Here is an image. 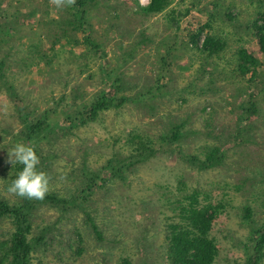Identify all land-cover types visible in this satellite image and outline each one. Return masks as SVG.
<instances>
[{"label": "rangeland", "instance_id": "obj_1", "mask_svg": "<svg viewBox=\"0 0 264 264\" xmlns=\"http://www.w3.org/2000/svg\"><path fill=\"white\" fill-rule=\"evenodd\" d=\"M261 13L264 0H170L157 13L139 0H0V199L31 202V264H166L168 224L194 191L223 205L215 264H244L264 220V60L242 76L236 51L262 57ZM209 25L226 44L213 54L201 48ZM102 96L109 106L87 115ZM42 119L47 129L26 139ZM16 143L33 147L44 196L58 201L6 190ZM213 149L211 168L184 158ZM15 228L0 217V264Z\"/></svg>", "mask_w": 264, "mask_h": 264}, {"label": "trees", "instance_id": "obj_2", "mask_svg": "<svg viewBox=\"0 0 264 264\" xmlns=\"http://www.w3.org/2000/svg\"><path fill=\"white\" fill-rule=\"evenodd\" d=\"M84 2L79 4L84 5ZM169 4L170 0H150L147 6L141 8L145 13H157L164 10ZM259 21H262V24L258 25ZM255 23L257 27L258 48L262 57H259L254 51L244 46L239 47L236 51V68L238 72L242 76L250 75V78L257 77L264 60V13H261L257 17ZM79 24L81 30L86 29L83 23ZM208 28L212 31L210 25ZM202 31L205 32V38L201 47L204 51L212 54L217 53L226 45L224 41L222 43L215 39L213 31L211 33L206 28L202 29ZM191 40L195 46H198L200 39H196L194 36ZM87 41L96 46L89 37H87ZM108 106L105 96H102L92 105L87 106L85 112L87 115H95ZM46 124L43 119L35 123H26V139L32 140L35 134L44 132L48 127ZM178 128L172 132L171 138L173 140H177L180 136ZM184 158L188 162H192L193 165L195 164L200 170L217 166L221 161L217 149H213L204 158L191 155H184ZM21 168L22 165L17 164L14 174L16 175ZM44 198L46 200L58 201L56 197L52 196H44ZM186 198L187 202L179 207L178 216L180 219L168 224L166 264H215L219 248L215 239L210 236V231L213 228L214 221L221 214L223 205L213 202L202 203L199 200L198 191L190 193ZM244 210L245 219L250 220L253 216L252 208L245 206ZM31 211V202L11 204L8 201L0 199V217L4 218L8 216L14 220L16 225L15 231L2 242L3 260L1 264H31V255L35 249L34 240L28 238V233L32 228L30 220ZM245 246L247 253L244 264H262L264 261V220L250 232Z\"/></svg>", "mask_w": 264, "mask_h": 264}, {"label": "clouds", "instance_id": "obj_3", "mask_svg": "<svg viewBox=\"0 0 264 264\" xmlns=\"http://www.w3.org/2000/svg\"><path fill=\"white\" fill-rule=\"evenodd\" d=\"M53 2L59 7L61 3L71 4L73 0H53ZM139 3L143 7L146 0H139ZM7 153L8 163L11 166L14 163L20 164L22 168L16 173L6 190L23 198L43 199L48 190V176L37 169L39 159L33 147L16 143Z\"/></svg>", "mask_w": 264, "mask_h": 264}]
</instances>
